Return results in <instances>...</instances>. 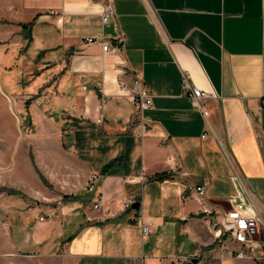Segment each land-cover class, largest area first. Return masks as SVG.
<instances>
[{"label": "crops", "instance_id": "0c3cea01", "mask_svg": "<svg viewBox=\"0 0 264 264\" xmlns=\"http://www.w3.org/2000/svg\"><path fill=\"white\" fill-rule=\"evenodd\" d=\"M117 36L114 54L85 41ZM135 76L140 115L119 91ZM0 90L19 117L31 103L0 151V264H264V0H0ZM235 175L252 259L207 229Z\"/></svg>", "mask_w": 264, "mask_h": 264}, {"label": "built area", "instance_id": "2783aa9c", "mask_svg": "<svg viewBox=\"0 0 264 264\" xmlns=\"http://www.w3.org/2000/svg\"><path fill=\"white\" fill-rule=\"evenodd\" d=\"M113 13L110 4L104 7L103 13L101 15V22L105 24L108 22L111 14ZM87 43L96 41L101 45V50L103 54H114L118 51L117 44L121 45L123 38L117 36L114 40H104L99 39H86ZM113 42L115 44H113ZM119 91L122 95L128 97L133 105L135 106L136 112L140 115L143 110L151 108V97L146 91L139 77L135 76L131 85L127 86L125 84H120ZM182 94L188 97L191 103L197 107L203 115H206L205 101L209 98H215L212 94L205 93L200 89L193 86L189 80V76L185 73L182 77L181 82ZM92 181L96 180V177H91ZM234 180L237 182L239 190H241L239 196L232 197L229 200V208L223 211L217 216L216 222L208 224L207 229L213 235L226 236L231 238L233 241L244 246L245 250L238 253V257L252 259V251L254 249L253 239L259 233V228L261 225L260 218L253 213V211L246 208V203L242 200L241 193L243 192V187L235 175ZM89 190L92 186L87 185ZM197 197L196 199L203 205L202 212L209 214L210 211L204 201V188L197 187L196 189ZM102 204V196L98 198L97 202L94 204L93 208L98 209ZM130 206V202L126 201L124 203V208L127 209ZM141 231L143 236L149 232V227L141 221Z\"/></svg>", "mask_w": 264, "mask_h": 264}, {"label": "rangeland", "instance_id": "374dc122", "mask_svg": "<svg viewBox=\"0 0 264 264\" xmlns=\"http://www.w3.org/2000/svg\"><path fill=\"white\" fill-rule=\"evenodd\" d=\"M2 101H6L3 91L0 90V151L21 146L22 135L26 132L27 126L22 127V118L28 113L31 103L21 112V117L14 108H3ZM26 113V114H24ZM46 125H42L45 128ZM41 128V127H40ZM4 158L0 155V159ZM3 170V169H1Z\"/></svg>", "mask_w": 264, "mask_h": 264}, {"label": "water", "instance_id": "95a60500", "mask_svg": "<svg viewBox=\"0 0 264 264\" xmlns=\"http://www.w3.org/2000/svg\"><path fill=\"white\" fill-rule=\"evenodd\" d=\"M137 205V204H136ZM135 206V205H134Z\"/></svg>", "mask_w": 264, "mask_h": 264}]
</instances>
